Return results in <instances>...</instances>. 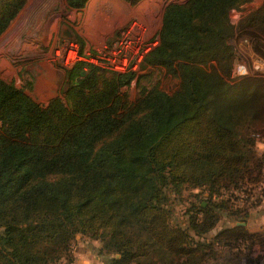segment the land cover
<instances>
[{"label": "trees", "instance_id": "16d2710c", "mask_svg": "<svg viewBox=\"0 0 264 264\" xmlns=\"http://www.w3.org/2000/svg\"><path fill=\"white\" fill-rule=\"evenodd\" d=\"M27 1L0 0V35ZM65 1L76 10L88 2ZM249 1L164 7L141 69L178 78L171 93L141 86L131 101L121 88L139 76L82 61L46 105L0 78V264L71 263L77 234L99 242L104 264H201L221 242L246 241L241 228L200 240L217 219L198 210L187 225L172 223L169 199L187 188L219 195L250 173L247 132L263 93L253 80L232 83L229 42V13ZM246 22L264 30V2Z\"/></svg>", "mask_w": 264, "mask_h": 264}, {"label": "rangeland", "instance_id": "374dc122", "mask_svg": "<svg viewBox=\"0 0 264 264\" xmlns=\"http://www.w3.org/2000/svg\"><path fill=\"white\" fill-rule=\"evenodd\" d=\"M100 1L98 10L106 15L114 13L123 4L122 0ZM185 1L142 0L135 5L136 15L131 19L141 20L157 33L161 27L164 7L169 3ZM263 2L250 0L229 13L234 27L229 42L235 49L232 83L236 84L243 79L253 80V85L260 86L263 93L258 104L261 109L254 105L256 117L250 120V132H247L254 140L253 151L256 156L249 163L250 173L240 188H220L219 195L211 196L208 188H187L178 196L170 195L169 199L172 223L187 225L189 217L195 216L198 210L210 213L217 219L214 228L200 240L208 242L218 233L234 228H241L240 231L247 238L243 245L236 243L224 246L221 242L216 247L215 258L201 264H264V30L246 22ZM86 9L87 5L81 10L68 8L64 0H28L0 35V78L23 88L27 95L41 105H46L55 96H61L67 82L66 69L61 65L56 51L63 47L67 39L63 34L65 30L71 32V39L77 41L74 35H78L84 40V46L92 47L85 38V31L92 26L86 21ZM120 27L115 29L114 35ZM137 77L129 86L121 88L131 101L137 98L141 86L157 84L165 92L171 93L179 83L178 78L158 67L146 66ZM79 237L72 241V250L82 248L88 251L89 247L83 240L91 242L90 247H100L98 241L88 236ZM98 254L101 253L98 251ZM57 264L67 263L60 260Z\"/></svg>", "mask_w": 264, "mask_h": 264}, {"label": "built area", "instance_id": "2783aa9c", "mask_svg": "<svg viewBox=\"0 0 264 264\" xmlns=\"http://www.w3.org/2000/svg\"><path fill=\"white\" fill-rule=\"evenodd\" d=\"M158 43V32H153L139 19H130L117 30L110 40L96 46L81 48L78 41L67 38L56 54L65 69L82 61L116 73L133 72L137 76L142 70L141 66L145 56Z\"/></svg>", "mask_w": 264, "mask_h": 264}, {"label": "crops", "instance_id": "0c3cea01", "mask_svg": "<svg viewBox=\"0 0 264 264\" xmlns=\"http://www.w3.org/2000/svg\"><path fill=\"white\" fill-rule=\"evenodd\" d=\"M100 0H88L87 2V9L85 12V17L87 23H91V28L85 31V38L88 41V44L91 46H96L104 41L109 40L110 37L114 35L115 29L117 27L122 26L123 24L127 23L132 17L136 15L135 8L136 6H131L125 1L123 4H120V7L115 9L114 13H109V15H106V13H100L98 10V6L101 5ZM66 3V1L64 0ZM67 5V4H66ZM86 7V6H85ZM69 8V7H68ZM76 10V9H75ZM74 10V11H75ZM64 35H68V31L63 32ZM70 38V37H67ZM79 236H82L78 234L75 236L76 239L80 238ZM85 245L89 247V250H83L74 248L72 250L73 253V263L74 264H92L93 262H96V264H104V256L101 254H98V249L95 247H90V243L86 240H83ZM241 244V243H240ZM242 243L241 245H243ZM96 250V252H94Z\"/></svg>", "mask_w": 264, "mask_h": 264}, {"label": "water", "instance_id": "95a60500", "mask_svg": "<svg viewBox=\"0 0 264 264\" xmlns=\"http://www.w3.org/2000/svg\"><path fill=\"white\" fill-rule=\"evenodd\" d=\"M71 32L70 31H68V35H67V37H71ZM81 74H84V72H82Z\"/></svg>", "mask_w": 264, "mask_h": 264}]
</instances>
